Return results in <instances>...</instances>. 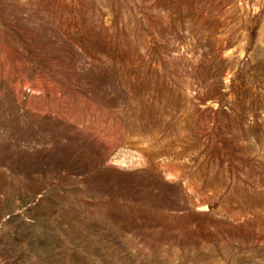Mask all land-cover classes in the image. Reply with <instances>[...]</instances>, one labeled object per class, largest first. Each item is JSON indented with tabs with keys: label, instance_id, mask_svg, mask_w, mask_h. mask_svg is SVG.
I'll return each instance as SVG.
<instances>
[{
	"label": "rangeland",
	"instance_id": "374dc122",
	"mask_svg": "<svg viewBox=\"0 0 264 264\" xmlns=\"http://www.w3.org/2000/svg\"><path fill=\"white\" fill-rule=\"evenodd\" d=\"M0 264H264V0H0Z\"/></svg>",
	"mask_w": 264,
	"mask_h": 264
}]
</instances>
